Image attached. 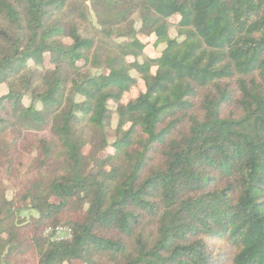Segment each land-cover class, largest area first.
I'll return each instance as SVG.
<instances>
[{
	"label": "trees",
	"instance_id": "16d2710c",
	"mask_svg": "<svg viewBox=\"0 0 264 264\" xmlns=\"http://www.w3.org/2000/svg\"><path fill=\"white\" fill-rule=\"evenodd\" d=\"M0 88V264H264V0H0Z\"/></svg>",
	"mask_w": 264,
	"mask_h": 264
},
{
	"label": "rangeland",
	"instance_id": "374dc122",
	"mask_svg": "<svg viewBox=\"0 0 264 264\" xmlns=\"http://www.w3.org/2000/svg\"><path fill=\"white\" fill-rule=\"evenodd\" d=\"M142 39H143V41L144 42H147L148 41V39L145 37H142ZM146 51L149 53V54H151V52H150V49L149 48H146ZM143 89H144V87H143V83L142 82H139L138 83V86L136 87V88H134V89H132L131 90V92L130 93H128V94H126L125 96H124V101H126V100H128L129 98H131V97H134V96H136V95H138L140 92H142L143 91ZM5 92V88H0V95L2 94V93H4ZM24 215L28 218V215H29V213H24ZM105 254H100V255H98V254H92V259L93 260H99L98 262H102V264H104V263H106V261L108 260V255L106 254L105 256H104Z\"/></svg>",
	"mask_w": 264,
	"mask_h": 264
},
{
	"label": "built area",
	"instance_id": "2783aa9c",
	"mask_svg": "<svg viewBox=\"0 0 264 264\" xmlns=\"http://www.w3.org/2000/svg\"><path fill=\"white\" fill-rule=\"evenodd\" d=\"M44 236L50 237L53 242H59L69 239L71 237V232L70 229L64 226L49 227L44 231Z\"/></svg>",
	"mask_w": 264,
	"mask_h": 264
}]
</instances>
